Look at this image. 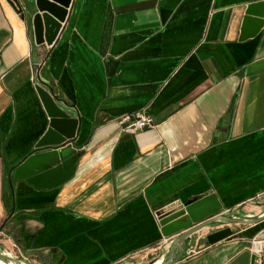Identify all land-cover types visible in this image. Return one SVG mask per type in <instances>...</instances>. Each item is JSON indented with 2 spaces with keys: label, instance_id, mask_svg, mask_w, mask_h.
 Here are the masks:
<instances>
[{
  "label": "crops",
  "instance_id": "0c3cea01",
  "mask_svg": "<svg viewBox=\"0 0 264 264\" xmlns=\"http://www.w3.org/2000/svg\"><path fill=\"white\" fill-rule=\"evenodd\" d=\"M263 0H72L52 46L36 45L0 0V253L21 264L161 262L155 213L214 193L223 212L264 210V26L240 42L244 11ZM45 84L79 121L62 160L73 176L37 189L12 178L48 118ZM146 110L155 127L123 133ZM262 213V214H260ZM216 222L172 264H250L264 220L210 245Z\"/></svg>",
  "mask_w": 264,
  "mask_h": 264
},
{
  "label": "water",
  "instance_id": "95a60500",
  "mask_svg": "<svg viewBox=\"0 0 264 264\" xmlns=\"http://www.w3.org/2000/svg\"><path fill=\"white\" fill-rule=\"evenodd\" d=\"M21 16L32 14V27L36 45L52 46L66 22L72 0H7ZM264 26V0L246 6L239 41L255 37ZM36 93L48 118L45 133L34 146V153L26 157L12 171L14 180L25 181L37 189L50 190L67 182L74 174L77 155L62 160L65 147L77 132L79 121L73 117V107L56 98L45 84L37 85ZM160 233L170 240L166 255L159 264H172L182 259L190 239L200 230L221 222L226 225L257 224L264 215L255 219H238L223 212V205L214 193L194 197L177 208L155 213ZM238 235L227 226L206 235L210 244L236 238ZM3 264H21L16 258L0 253Z\"/></svg>",
  "mask_w": 264,
  "mask_h": 264
},
{
  "label": "built area",
  "instance_id": "2783aa9c",
  "mask_svg": "<svg viewBox=\"0 0 264 264\" xmlns=\"http://www.w3.org/2000/svg\"><path fill=\"white\" fill-rule=\"evenodd\" d=\"M116 124L123 133L136 134L140 131L155 127L153 117L146 110L124 114L116 119ZM250 264H264V233L255 235L251 239Z\"/></svg>",
  "mask_w": 264,
  "mask_h": 264
},
{
  "label": "rangeland",
  "instance_id": "374dc122",
  "mask_svg": "<svg viewBox=\"0 0 264 264\" xmlns=\"http://www.w3.org/2000/svg\"><path fill=\"white\" fill-rule=\"evenodd\" d=\"M261 211H262V213L264 212L263 209ZM262 213H260V214H262ZM229 216L234 217V218H238V219H249V220L250 219H255V218L258 217V216L255 215V216H252L251 218H248V217H245L243 214H236V213H234V214H230L229 213ZM239 225H241V224H229L228 226L231 229H237L239 227ZM157 263H159V262H156L155 264H157ZM0 264H3V263L0 261ZM135 264H151V263H148L147 259H144L143 262L139 261L138 263H135Z\"/></svg>",
  "mask_w": 264,
  "mask_h": 264
},
{
  "label": "bare ground",
  "instance_id": "6f19581e",
  "mask_svg": "<svg viewBox=\"0 0 264 264\" xmlns=\"http://www.w3.org/2000/svg\"><path fill=\"white\" fill-rule=\"evenodd\" d=\"M157 264H159V263H157Z\"/></svg>",
  "mask_w": 264,
  "mask_h": 264
}]
</instances>
